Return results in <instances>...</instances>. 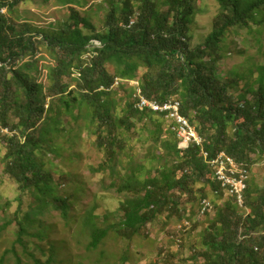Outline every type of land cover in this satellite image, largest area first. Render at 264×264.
I'll return each mask as SVG.
<instances>
[{"label": "trees", "instance_id": "1", "mask_svg": "<svg viewBox=\"0 0 264 264\" xmlns=\"http://www.w3.org/2000/svg\"><path fill=\"white\" fill-rule=\"evenodd\" d=\"M21 1L0 0V128L11 133L0 132V145L6 150L3 172L22 194L37 192V203L22 221L21 208L9 218L0 206V243L8 226L17 223L16 244L24 245L27 221L42 215L40 208L46 205L67 220L70 197L56 195L58 182L46 170L42 155L58 154L48 137L64 132L69 117L95 128L98 147L107 158L95 171L110 169L117 174V192L123 196L122 218L114 225L101 227L98 217L88 212L84 225L90 230L89 248L100 247L110 231L127 240L147 236L148 226L162 216L167 221L187 219L194 230L205 218L188 264H264V183L250 178L245 208H239L233 197L225 195L199 149L184 146L169 125L164 131V114L136 109L129 87L111 89L115 78L137 80L147 99L178 100L180 113L202 136L210 156L225 152L252 170L264 161V65L249 70L246 79L232 73L221 78L217 68L224 59L223 44L234 29L261 36L257 40L262 43L264 0H216L219 9L212 31L194 48L190 32L197 0H104L99 33L74 8L85 6L81 0H42L70 7L69 18L55 30L39 29L2 13L13 11ZM41 51L51 58L42 66L47 71L45 82L39 80L40 62L46 60ZM121 90H129L124 106L116 99ZM145 132L153 149L150 160L156 161L149 170L148 156L129 154L132 138ZM207 187L212 195L229 198L223 204L212 201L214 213L198 215L192 223L196 214L190 215L183 206L184 196L187 202H201L207 198ZM186 234L174 229L170 235L181 247ZM16 244L11 253L16 264H22ZM7 253L0 256V264L6 263ZM166 253H160L159 263L168 264L174 257ZM127 259L122 257L123 262ZM34 263L43 264L38 259ZM49 263L50 259L45 264Z\"/></svg>", "mask_w": 264, "mask_h": 264}, {"label": "rangeland", "instance_id": "2", "mask_svg": "<svg viewBox=\"0 0 264 264\" xmlns=\"http://www.w3.org/2000/svg\"><path fill=\"white\" fill-rule=\"evenodd\" d=\"M85 6L74 7L81 17H87L92 31L99 33L103 30L106 4L104 0H81ZM92 6L91 8H89ZM69 5L60 6L55 2L46 4L42 0H23L13 11L4 9L6 16L14 17L21 22H29L39 29L55 30L64 23L70 16ZM197 13L194 23L191 26L190 44L194 48L204 41L212 31L213 18L217 14L219 5L216 0H197ZM254 27L257 28L256 25ZM261 36H253L246 30L234 29L227 35L223 54V62L218 65L217 72L221 78L228 73L238 74L244 79L250 75L249 70H255L257 65H264V38L262 43L258 42ZM237 45V46H236ZM242 49V51H240ZM43 50V49H42ZM41 56L46 60L40 62V67L48 64L51 60L45 51ZM112 70L111 67H109ZM46 70L41 71L39 80L45 81ZM244 79L241 81L243 84ZM128 88V85H124ZM130 88V87H129ZM129 91V90H128ZM127 90L119 91L117 96L121 106L128 101ZM133 100V97L131 96ZM65 131L59 135L52 132L48 138L53 140L58 154L52 151L43 152L42 161L46 164V170L58 182L55 185V193L61 198L70 197L69 210L65 220L63 213L46 205L41 209L42 215H35L30 218L27 234L24 235V245L16 244L19 225L12 223L5 230L0 243V256L5 250H9L5 264H16L11 249L16 244L22 264H35L34 259L40 260L43 264L50 259L49 264H162L159 263L160 253L172 257L168 264H188L192 253V246L200 240L202 229L205 226V218H202L197 229L190 228L183 237V245L171 238V232L180 223L177 217L167 221L165 216L156 220L148 226L147 236H138L132 240L119 238L110 231L107 238L97 249L88 247L91 241L90 230L84 225V220L89 211L98 217L99 226H108L118 223L122 218L119 206L123 196L117 192L120 183L117 174L110 169L95 171L106 160L104 152L98 147L97 136L93 134L94 127L87 128L83 121L75 123L71 118H65ZM164 131L168 130V122L163 125ZM148 134L145 132L131 140L133 150L137 157L148 156L145 160L146 168L149 170L156 166V161L150 160L153 149L150 147ZM178 138V137H177ZM0 145V206L6 210V215L12 218L14 213L20 209L18 220L25 219L26 213H33L37 200L35 191H28L25 194L17 188V184L5 173L3 156L5 148ZM126 161V160H125ZM122 163L127 168L126 162ZM118 170L123 171L118 165ZM145 174H142L144 179ZM250 178L257 183H264V161L255 165L250 170ZM114 182L115 186H111ZM199 194V193H198ZM206 197L217 204H223L229 197L212 195V190L206 188ZM21 198V202H20ZM37 198V197H36ZM184 196L183 206L191 215L192 223L197 220L200 201L187 202ZM212 202V203H213ZM214 213V212H213ZM211 213V214H213ZM70 216H73L70 220ZM183 221V220H182ZM128 259L123 262L122 257ZM34 258V259H33Z\"/></svg>", "mask_w": 264, "mask_h": 264}, {"label": "built area", "instance_id": "3", "mask_svg": "<svg viewBox=\"0 0 264 264\" xmlns=\"http://www.w3.org/2000/svg\"><path fill=\"white\" fill-rule=\"evenodd\" d=\"M2 12H5L4 9ZM131 24H133V22H131ZM96 45H99V42H96ZM121 85H128L133 90L132 97L136 109L141 111L146 109L164 114L169 128L176 134L180 142L184 146L193 145L199 149L203 160L212 167L214 178L220 184L225 195L233 197L235 204L239 208L244 209L245 192L250 179V171L247 166L244 163L237 162L225 152H220L213 157L210 156L208 150L205 148V142L202 136L197 133L195 127H193L180 113L181 104L178 100L170 99L163 103H159L156 100L147 99L143 96L137 80L115 78L111 89H118ZM0 132L11 135L7 129L0 128ZM213 212L214 205L212 201L207 198L202 199L198 211L199 217H205ZM191 226V222L185 219L177 224L175 231L178 234L183 233L188 231ZM177 242H179V240Z\"/></svg>", "mask_w": 264, "mask_h": 264}, {"label": "bare ground", "instance_id": "4", "mask_svg": "<svg viewBox=\"0 0 264 264\" xmlns=\"http://www.w3.org/2000/svg\"><path fill=\"white\" fill-rule=\"evenodd\" d=\"M42 68V67H41ZM47 72V71H46ZM45 82V81H44ZM154 113H156V112H154Z\"/></svg>", "mask_w": 264, "mask_h": 264}]
</instances>
